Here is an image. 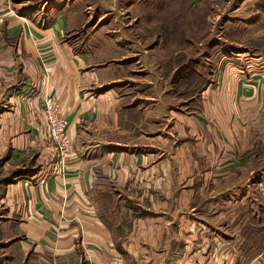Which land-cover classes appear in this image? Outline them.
<instances>
[{
	"label": "crops",
	"instance_id": "crops-1",
	"mask_svg": "<svg viewBox=\"0 0 264 264\" xmlns=\"http://www.w3.org/2000/svg\"><path fill=\"white\" fill-rule=\"evenodd\" d=\"M46 2L0 0V160L3 169L29 164L30 171L6 185L11 207L0 218V237L11 240L7 264H264V252L213 242L228 240L227 226L201 216L196 224L191 211H180L196 204L180 184L203 188L196 152L207 166L221 150L163 147V129L154 125H163L164 101L136 93L129 63L141 59L129 56L127 32L101 19L87 32L77 0ZM246 85L236 86L238 99L258 103L260 85ZM50 96L69 123L65 158L55 159L47 135ZM218 141L228 145L224 133ZM36 155L43 165L31 172ZM214 172L207 169V184Z\"/></svg>",
	"mask_w": 264,
	"mask_h": 264
},
{
	"label": "rangeland",
	"instance_id": "rangeland-1",
	"mask_svg": "<svg viewBox=\"0 0 264 264\" xmlns=\"http://www.w3.org/2000/svg\"><path fill=\"white\" fill-rule=\"evenodd\" d=\"M21 1L38 6L47 1L49 6L55 0ZM77 2L87 11V32L94 21L116 20L113 25L132 39L126 46L131 47L129 56L141 59L129 63L137 71H132L141 91L136 93L148 101H164L163 125H154L163 129V147L169 152L177 147L221 150L207 158V166L202 163V153L196 152L195 180L202 182L203 188L181 183L180 192L196 196V204L181 205L180 211L192 212L196 224L201 216L207 224L227 226L229 241L214 236V243L227 241L235 246V252L244 254L264 252V0ZM246 84L260 85L258 103L245 104L238 99L236 86ZM223 133L228 145L222 148L218 137ZM54 152L56 159L59 154ZM37 159L38 155L36 169L31 172L43 165ZM5 160H0V218H5L11 207L4 200L6 185L30 172L24 168L29 164L15 171L11 165L3 169ZM212 166L219 172L211 179L217 180L207 184L206 172ZM13 173L16 175L11 176ZM192 176L186 179L191 182ZM9 241L0 237V264L11 259L12 252L5 249ZM252 246L255 248L250 249Z\"/></svg>",
	"mask_w": 264,
	"mask_h": 264
},
{
	"label": "built area",
	"instance_id": "built-area-1",
	"mask_svg": "<svg viewBox=\"0 0 264 264\" xmlns=\"http://www.w3.org/2000/svg\"><path fill=\"white\" fill-rule=\"evenodd\" d=\"M0 15V23L2 22ZM44 112L47 121V135L52 146L55 147L61 158H65L71 151L68 139V120L60 102L55 97L45 99Z\"/></svg>",
	"mask_w": 264,
	"mask_h": 264
},
{
	"label": "trees",
	"instance_id": "trees-1",
	"mask_svg": "<svg viewBox=\"0 0 264 264\" xmlns=\"http://www.w3.org/2000/svg\"><path fill=\"white\" fill-rule=\"evenodd\" d=\"M171 21V20H170Z\"/></svg>",
	"mask_w": 264,
	"mask_h": 264
}]
</instances>
